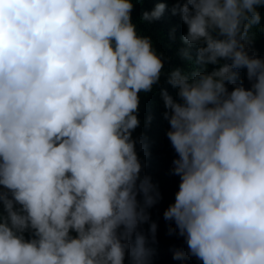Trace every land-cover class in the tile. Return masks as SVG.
<instances>
[{
	"label": "clouds",
	"instance_id": "1",
	"mask_svg": "<svg viewBox=\"0 0 264 264\" xmlns=\"http://www.w3.org/2000/svg\"><path fill=\"white\" fill-rule=\"evenodd\" d=\"M133 7L0 0V264H148L139 229L161 196L141 175L132 133L139 94L159 83L164 60L138 35ZM260 8L264 0L171 9L187 27L179 54L190 61L194 46L196 68L167 73L176 99L160 93L180 178L163 215L202 264H264V58L249 47Z\"/></svg>",
	"mask_w": 264,
	"mask_h": 264
},
{
	"label": "trees",
	"instance_id": "2",
	"mask_svg": "<svg viewBox=\"0 0 264 264\" xmlns=\"http://www.w3.org/2000/svg\"><path fill=\"white\" fill-rule=\"evenodd\" d=\"M132 2L134 7L131 20L136 25L138 35L150 37L153 48L164 60L159 83L153 86L151 92L139 94L140 124L132 133L142 164L141 175L151 178V182L157 187L161 196L158 203L146 210L150 219L139 229L146 237L145 246L150 252L148 264H202V261L187 255L188 249L183 237L175 232L169 233L170 228L175 229V224L166 221L163 215L168 206L175 201L180 178L172 171L173 161L178 157L166 135L170 125L164 119L166 109L160 93L162 89H166L174 99L177 98V90L167 83V73L175 68H181L189 73L195 70L196 48L193 46L190 49V61L181 58L180 49L187 47L182 43L181 37L186 34L187 27L179 15L171 13L176 0H132ZM157 3H165L167 6L162 18L151 22L145 21L143 13L151 12ZM259 12L261 21L253 29L254 39L249 47L251 53L264 58V31L261 30L264 29V8H260ZM213 67L208 66V71H212ZM240 78L245 87H248L244 70L240 71ZM153 223L156 225L154 236L150 232ZM25 237L29 238V234L25 233ZM177 252L185 253V257L174 259V254ZM125 264H128L127 260Z\"/></svg>",
	"mask_w": 264,
	"mask_h": 264
}]
</instances>
